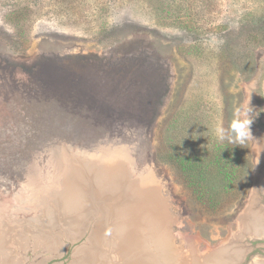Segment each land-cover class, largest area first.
<instances>
[{"label":"rangeland","instance_id":"1","mask_svg":"<svg viewBox=\"0 0 264 264\" xmlns=\"http://www.w3.org/2000/svg\"><path fill=\"white\" fill-rule=\"evenodd\" d=\"M206 2L0 0V228L22 233L9 264H79L127 221L124 179L147 175L165 242L140 224V257L264 264L242 222L264 210V0ZM248 110L251 137L221 141Z\"/></svg>","mask_w":264,"mask_h":264},{"label":"bare ground","instance_id":"2","mask_svg":"<svg viewBox=\"0 0 264 264\" xmlns=\"http://www.w3.org/2000/svg\"><path fill=\"white\" fill-rule=\"evenodd\" d=\"M260 149L262 151L261 153L264 155L263 141H262ZM107 173L109 174L110 172L108 171ZM256 177H258L257 182H256V189H257L256 195L257 196L256 198L253 199V204H256L258 202L257 200L259 197L258 196L259 192L264 194V172L262 174H259V176L257 175ZM112 179L109 178L107 180V185H109L110 187L104 186L99 189L95 188V191L97 194H99V196L106 194V191L104 192V188H107L108 190L115 189L114 184L112 185V181H111ZM136 192H137L136 190L129 191L127 197L130 198ZM156 203L158 202H154L152 205H148L146 204V200H143L138 203H134L133 201V204H130V205L127 204L126 206L127 209L125 212L126 213L125 219L127 221H124L122 224L120 223L116 228H115V225L112 224L113 222H110V223L106 222L105 226L102 225L101 230L103 231L99 232V234H95V240H97L96 248L93 247L92 249H89L88 253L86 254L85 259L79 262V264H158L157 262L158 258L152 259L150 257H140L138 254L139 251L137 250L138 246H140L139 239L137 237L139 236L142 238V236L139 235L138 233V229L144 227V226L143 227L140 226V224H142L141 219H143L140 213L141 208H146L151 211L153 206ZM117 212H118L117 208L114 207V209H112L113 215L117 216L118 215ZM156 213H159V211H156ZM146 221L148 222L149 220H146ZM114 222H115V219H114ZM242 222L244 223V225L250 227L251 231L249 232L251 236L252 235L264 236V223H263L264 222V210L263 209H257L256 206H253L252 209H250V211L247 213V215L244 216V219L242 220ZM156 223L157 225L159 224H162V225H159V227L158 226L149 227L150 222L149 224H146L147 226L146 229L149 230V232L147 231L146 235L147 234L152 235L151 234L152 232L154 233V236L156 235L155 237L158 240V242H155L156 245L158 244L156 246V249H159L161 247L160 241H162L163 243L165 242L163 240L164 235L161 232H163L165 228L166 220L161 221L158 219V216H157ZM76 224H79V221H77L76 223H72V225H76ZM159 228H161L162 231L157 230ZM18 232L14 230H11V232H8L6 229L2 230L0 228V264H9L10 260L13 259L12 257L13 254L11 252H12V249L14 251V244L16 243L19 244V242L22 241V237H21L22 233L21 232L18 233ZM256 238H261V237H256ZM111 243H115V244L111 245ZM163 243H162V246H163ZM121 245L124 247H129V248L122 250ZM99 247H101V249H98ZM4 254H6V256H4ZM235 258L236 256H233V259Z\"/></svg>","mask_w":264,"mask_h":264},{"label":"crops","instance_id":"3","mask_svg":"<svg viewBox=\"0 0 264 264\" xmlns=\"http://www.w3.org/2000/svg\"><path fill=\"white\" fill-rule=\"evenodd\" d=\"M120 180V179H118ZM125 181L123 182V189L124 191H127L126 189H128L129 191L133 190V191H137L136 193H134V195H132L130 198H128L126 196V198L123 196L122 202L127 204H133L134 203H138L141 202L143 200H146V204L148 205H152L154 202H158V198H157V188H155L156 184H155V180L153 176H146L144 178H140L139 180H132L129 181L128 177H126L124 179ZM135 189V190H134ZM143 191V192H142ZM146 193V194H144ZM158 205V206H157ZM149 212H147L148 217L145 218L146 220H149L148 222L144 219H141V223L143 225L149 224V227L155 226L157 227V223H156V219L158 216V219L161 221H164V219H166V212L164 211V208L162 206L161 203H156L152 210H148ZM156 211H159V213H156ZM161 215V216H160ZM147 227V226H146Z\"/></svg>","mask_w":264,"mask_h":264},{"label":"clouds","instance_id":"4","mask_svg":"<svg viewBox=\"0 0 264 264\" xmlns=\"http://www.w3.org/2000/svg\"><path fill=\"white\" fill-rule=\"evenodd\" d=\"M250 110L244 113L245 118L240 121H234L231 125L232 129L234 130L235 135L225 137L223 134L220 136L221 141L227 140L230 143H240L243 144L249 137L250 134V124L251 120L249 118Z\"/></svg>","mask_w":264,"mask_h":264},{"label":"trees","instance_id":"5","mask_svg":"<svg viewBox=\"0 0 264 264\" xmlns=\"http://www.w3.org/2000/svg\"><path fill=\"white\" fill-rule=\"evenodd\" d=\"M206 1H207V0H203V4H204V5L207 3ZM199 7H200V9H201V8L204 9L206 6H205V7H203V6H199ZM194 164H195V163H194ZM209 169H211V168L209 167L208 170H209Z\"/></svg>","mask_w":264,"mask_h":264}]
</instances>
